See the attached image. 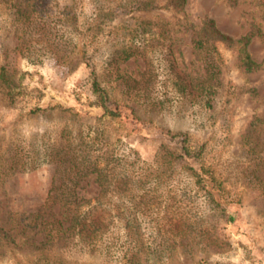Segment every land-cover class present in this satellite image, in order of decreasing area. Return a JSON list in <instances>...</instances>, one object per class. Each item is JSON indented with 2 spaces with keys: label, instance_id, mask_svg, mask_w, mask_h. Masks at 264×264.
Listing matches in <instances>:
<instances>
[{
  "label": "rangeland",
  "instance_id": "1",
  "mask_svg": "<svg viewBox=\"0 0 264 264\" xmlns=\"http://www.w3.org/2000/svg\"><path fill=\"white\" fill-rule=\"evenodd\" d=\"M210 19L255 67L195 47ZM1 68L0 264H264V0H0ZM65 201L98 239L51 230Z\"/></svg>",
  "mask_w": 264,
  "mask_h": 264
},
{
  "label": "trees",
  "instance_id": "2",
  "mask_svg": "<svg viewBox=\"0 0 264 264\" xmlns=\"http://www.w3.org/2000/svg\"><path fill=\"white\" fill-rule=\"evenodd\" d=\"M176 5L181 6L184 2V0H171ZM251 40V35H245L243 37H240L237 40H234L232 37L222 33L215 25L213 20H208L202 30L201 37L196 40L195 47L199 49H206L205 46L208 43H223L227 46L236 45L238 46V52H239V58L241 63L245 66L247 69H252L256 66V63L251 58L249 52L246 49L247 44ZM206 67L207 70L210 71L209 76H214L217 72L214 71L215 68H217L216 59L213 56H210L207 58L206 61ZM0 86L2 87L4 91V95L7 98H13L15 94L17 93L15 90V84L12 80V78L8 75L5 68L0 69ZM95 91L99 92L97 94V97L100 100L101 106L104 109V112L107 113L110 116H118L119 113L116 111L115 108H109L106 105V98L101 90L98 88H95ZM59 150L55 151V156L58 157L59 155V161L67 163L68 166L65 168L68 169H75L76 172H81L86 174L88 173H95V181L101 188L103 189L104 185L107 183H112L115 181L118 183L126 184L127 181H118V180H108L107 175V164L103 165L102 167H99L95 162H90L89 160L83 158L81 153L75 152V148L67 146L66 151L63 155H60V151L64 148L62 145L58 146ZM61 149V150H60ZM212 184L209 186L203 185L204 191L209 194L211 193ZM56 187H53V189ZM61 207L63 208V219L62 220H56L55 222L51 223L52 231H55L56 233L62 232V234H66L67 237H71L73 235L81 236V238L89 240V243H92V239L99 238L101 234L103 233V229L105 226H107L109 223L105 222V220H102L99 216L95 214V210L97 208H100V205L97 204L93 207H89L86 211L82 210V205L77 202H71V201H65L61 204ZM65 222H68L67 226H63ZM51 237V236H50ZM58 238H60L58 236ZM97 238V239H98Z\"/></svg>",
  "mask_w": 264,
  "mask_h": 264
}]
</instances>
